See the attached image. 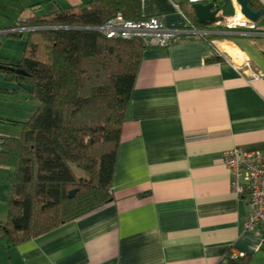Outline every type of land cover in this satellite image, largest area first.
Returning <instances> with one entry per match:
<instances>
[{"label":"crops","instance_id":"0c3cea01","mask_svg":"<svg viewBox=\"0 0 264 264\" xmlns=\"http://www.w3.org/2000/svg\"><path fill=\"white\" fill-rule=\"evenodd\" d=\"M91 1L0 0V30ZM254 1L264 8V0ZM192 7L188 0H141V15L210 30L206 36L235 51L237 63L214 59L211 43L190 31L147 46L122 125L113 199L11 249L0 245V264H264V231L246 227L248 200L233 191L223 158L231 148L264 151V37L245 28L221 36V18L199 23ZM18 32L0 31L14 37H1V56L22 57L28 30ZM7 82L0 74V85L16 88Z\"/></svg>","mask_w":264,"mask_h":264},{"label":"trees","instance_id":"16d2710c","mask_svg":"<svg viewBox=\"0 0 264 264\" xmlns=\"http://www.w3.org/2000/svg\"><path fill=\"white\" fill-rule=\"evenodd\" d=\"M250 5L260 8L254 0ZM118 13L142 19L141 0H93L35 14L18 23L35 27L28 30L22 57L0 55L5 80L16 83L13 90L0 86V92L26 91L39 102L28 119H7L22 124L20 137L0 138V164L13 168L8 217L0 220L4 249L113 199L122 125L147 47L140 38H109L95 29ZM257 23H264V15ZM203 38L214 47V59L225 60L212 36ZM72 189L77 191L69 197Z\"/></svg>","mask_w":264,"mask_h":264},{"label":"built area","instance_id":"2783aa9c","mask_svg":"<svg viewBox=\"0 0 264 264\" xmlns=\"http://www.w3.org/2000/svg\"><path fill=\"white\" fill-rule=\"evenodd\" d=\"M194 2H206L209 0H188ZM217 26H224L227 30H219L218 34H228L229 30L245 28L248 33L264 37V29L257 22L245 18L239 22L235 17L221 18L216 21ZM247 27V28H246ZM22 29H35V27L14 28L0 30L1 32H18ZM109 38H140L146 46H165L173 42L181 33L190 31L201 37L211 33L210 30H202L196 26L183 29L165 25L157 16L133 20L126 18L122 13L109 18L104 24L95 27ZM218 55L228 59L219 47ZM224 163L231 175V186L234 192L245 196L249 204V212L246 219V227L258 228L264 231V151H244L238 148L225 150Z\"/></svg>","mask_w":264,"mask_h":264},{"label":"rangeland","instance_id":"374dc122","mask_svg":"<svg viewBox=\"0 0 264 264\" xmlns=\"http://www.w3.org/2000/svg\"><path fill=\"white\" fill-rule=\"evenodd\" d=\"M220 35L222 36L225 34ZM5 36L8 38L9 35H1V37ZM9 37L11 39L14 38L11 36ZM235 54L236 52L234 51L232 56ZM0 74L3 75L1 71ZM10 83L11 82H7L6 84ZM0 86L6 87L5 85ZM25 93L26 91H21L20 94H13L5 90L0 92V117L4 119L3 121H0V138L3 136H21L23 131L22 124L19 122H11L7 119L20 121L29 113V109L35 105L37 102L36 98L33 95H27ZM9 173H11V167L0 165V218H3V220L8 217V201L11 193V178ZM6 199L7 202L3 201Z\"/></svg>","mask_w":264,"mask_h":264},{"label":"water","instance_id":"95a60500","mask_svg":"<svg viewBox=\"0 0 264 264\" xmlns=\"http://www.w3.org/2000/svg\"><path fill=\"white\" fill-rule=\"evenodd\" d=\"M235 4L240 6L241 12L251 21L257 22L264 15V8H252L250 0H210L207 2H194L193 8L199 23H205L208 21H216L219 18L235 17L237 14ZM222 52L231 62L234 64L237 63V60L228 51L222 50ZM9 68L15 70L18 74H26L25 69L12 66ZM76 191L77 189H72L69 192V197L74 196Z\"/></svg>","mask_w":264,"mask_h":264},{"label":"bare ground","instance_id":"6f19581e","mask_svg":"<svg viewBox=\"0 0 264 264\" xmlns=\"http://www.w3.org/2000/svg\"><path fill=\"white\" fill-rule=\"evenodd\" d=\"M236 5V4H235ZM240 12H241V9H240ZM241 14L244 16V14L241 12ZM236 16H237V14H236ZM236 20V19H235ZM236 21H239V22H243V21H245V16H244V18H242V20H236Z\"/></svg>","mask_w":264,"mask_h":264}]
</instances>
